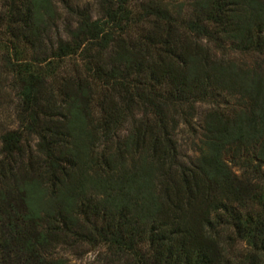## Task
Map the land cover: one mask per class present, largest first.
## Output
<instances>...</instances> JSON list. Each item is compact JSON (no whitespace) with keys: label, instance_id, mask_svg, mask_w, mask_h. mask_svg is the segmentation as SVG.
Returning a JSON list of instances; mask_svg holds the SVG:
<instances>
[{"label":"trees","instance_id":"1","mask_svg":"<svg viewBox=\"0 0 264 264\" xmlns=\"http://www.w3.org/2000/svg\"><path fill=\"white\" fill-rule=\"evenodd\" d=\"M98 1L104 21H81L72 45L58 49L63 55L67 50L73 53L75 41L81 38L80 42L94 43L104 53V66L94 72L96 81L119 95L114 89L118 86L119 96L124 95L120 98L124 108L112 97L104 98L102 119L109 131L119 130L132 108H141L152 123L140 124L125 141L131 170H116L111 156L104 155L110 163L104 170V207L98 208L96 202L73 207L65 203L63 189L76 165L62 151L65 126L58 119L62 107L54 104L55 89L47 88L45 79L26 65L18 69L23 111L33 120L45 121L37 133L40 145L35 164L24 163L28 154L16 132L1 137L0 235L5 239L0 262L65 264L50 258L48 248L69 245L73 236L84 243L95 238L113 248L120 255L117 262L147 243L151 264H220L228 258L224 247L235 236L247 238L253 246L248 264H264V175L260 170L264 165V74L232 75L220 66L208 67L189 52L191 45L186 42L192 35L206 33L207 25L201 22L206 10V21L216 27H235L240 35L246 24L234 25L237 14L230 7L242 0H197L203 17L193 21L173 19L163 0H142L139 12L129 9L131 0ZM5 3L1 21H6L7 34L26 39L40 20V0ZM130 79L136 85L152 84L156 90L151 95L132 93ZM220 87L228 94L238 92V109L232 110V117L218 110L206 115L197 158L187 164L179 161L172 135L175 117H189L196 103L210 101L211 91L218 92ZM73 91L85 98L83 90ZM67 108L70 119L77 120L74 104ZM242 147L251 157L241 166L242 174L236 175L226 158L239 160ZM19 171L25 177L22 180ZM115 171L120 174L112 181ZM111 183L120 185L116 198L109 196ZM234 207L259 212L242 216ZM82 215L86 219L79 220ZM100 215L103 228L95 227Z\"/></svg>","mask_w":264,"mask_h":264},{"label":"rangeland","instance_id":"2","mask_svg":"<svg viewBox=\"0 0 264 264\" xmlns=\"http://www.w3.org/2000/svg\"><path fill=\"white\" fill-rule=\"evenodd\" d=\"M5 1L0 0V164L3 160L1 137L10 132H16L21 136L22 145L28 154L24 163L31 161L35 164L38 160L40 139L37 133L41 131L39 128L45 119L40 117L39 120L31 119L28 112L23 111L20 105L17 71L18 69L22 71L23 65H26L27 70L45 79L44 83L47 88L51 85L54 87V104L63 109L57 112L59 113L58 119L65 126L62 134V151L67 153L71 161L73 160L71 163L76 165L70 178L72 180L65 183L63 189L64 194L66 192L63 196L65 203L73 207H88L97 203L98 208L104 207V170L109 163L104 159V155L105 157L111 156L110 163L113 167H117L116 170L124 168L131 170L133 167L129 161L131 152L126 149L125 141L137 131L140 124L149 125L153 119L149 115L145 117L141 108H132L119 130L109 131L102 119L104 98L112 97L118 106L124 108L123 101H120L124 95L119 96L122 94L120 87H114L118 95L111 91V87H106L96 81L94 72L100 71L104 66V53L100 51V48L93 47L94 43L80 42L81 38L75 41L77 49L73 53L68 54L69 50H67L63 55V52L58 49L60 45H72L81 21H104L99 1L40 0V20L33 25L26 39L19 37L17 40L9 37L5 29L6 21H1L3 18L2 5ZM141 2L142 0H131L128 7L133 12H139ZM163 2L167 5L173 19L177 21L178 19L184 21L188 18L193 21L203 17V11L200 9V4L197 5V0H163ZM230 8L237 14L234 25L239 26L245 23L244 31L239 32V35L235 27L213 26L211 24L213 21L205 19L208 12L206 10L203 21H201L203 26L207 25L206 33L198 37L192 35L191 39L186 41L191 45L189 52L196 54L197 59H201V62L208 67L214 64L232 75L252 72L264 74V0H242L238 6ZM127 81L132 85L129 88L132 93L151 95L153 90H156L152 84L136 85L132 84V79ZM73 89H78L79 92L80 89L83 90L85 98L78 95L77 91L75 93ZM211 92L214 98L208 102L196 103L189 117H175L176 127L172 133L175 152L177 159L185 164L197 158L206 115L218 110L230 116L233 109H238L236 106L239 101L237 91L228 94L220 87L218 92ZM47 95L48 93L44 95L45 99L48 98ZM68 104H74L76 107L77 120L70 119V115L68 116ZM183 110L189 113L187 106H184ZM45 112L48 113V111ZM243 150L245 151L246 148L242 147L239 150L242 153L239 160L232 158L231 155L226 158L228 166L236 175L242 174L244 168L241 166L251 157V154H244ZM255 163L254 161L253 164ZM260 170L264 175V165ZM118 174L120 172L115 171L112 181H117ZM18 176L21 180L25 178L22 171H19ZM110 185L112 191L109 192V196L116 198L120 185L118 183ZM235 211L237 215L243 216L258 213L259 209L241 210L236 207ZM87 218L89 222L93 219L92 215ZM84 219H86L84 215L79 217V220ZM95 225L97 228H103L104 218L101 215L95 219ZM224 237L227 239L228 234H224ZM231 237L232 241L224 247V255L228 258L220 264H248L253 246L247 238ZM69 238L71 240L69 245L48 248L49 257L61 260L65 264H145L146 262L151 264L148 259L147 243L135 247L133 252L120 257L117 262L116 259L120 255L116 251L115 254L114 249L104 243L96 242L95 238L88 243L76 240L73 236ZM4 239L0 235V245H3ZM0 264L4 263L0 262Z\"/></svg>","mask_w":264,"mask_h":264}]
</instances>
